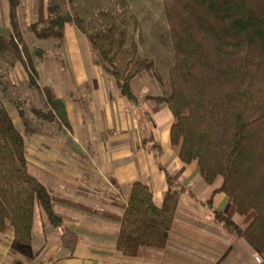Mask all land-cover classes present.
<instances>
[{
  "label": "trees",
  "instance_id": "trees-1",
  "mask_svg": "<svg viewBox=\"0 0 264 264\" xmlns=\"http://www.w3.org/2000/svg\"><path fill=\"white\" fill-rule=\"evenodd\" d=\"M16 2L10 0L15 33ZM162 7L171 41L168 91L142 100L132 93L131 83L145 76L155 81L159 77L152 59L140 57L136 43L126 47V32L115 23L91 33L74 0H49L46 8L40 4L29 32L37 40L62 43L64 27H74L85 37L94 63L131 106L154 104L147 114L152 124V115L166 105L173 118L171 149L182 164L195 163L205 183L221 180L212 196L223 193L230 211L214 212L215 218L264 259V0H162ZM15 35H0V54L21 61ZM34 54L43 55L38 50ZM45 93L60 114L63 107L53 89ZM152 142L149 150L159 158L161 149ZM165 175L168 190L160 208L146 185H131L116 242L122 255L134 257L141 248H165L184 191ZM55 203L29 174L24 139L0 99V234L11 231L19 245H30L35 207L56 224ZM234 216L242 219L241 226L235 225Z\"/></svg>",
  "mask_w": 264,
  "mask_h": 264
},
{
  "label": "crops",
  "instance_id": "crops-1",
  "mask_svg": "<svg viewBox=\"0 0 264 264\" xmlns=\"http://www.w3.org/2000/svg\"><path fill=\"white\" fill-rule=\"evenodd\" d=\"M42 2L44 8L48 3L37 0V18ZM0 19L7 27L9 19L11 35L19 36V27L15 33L11 26L10 0H0ZM77 36L74 27H64L74 80L70 101L55 93L63 107L60 114L46 101L69 133L60 143V156H47L37 175L29 173L56 200L58 223L52 224L36 206L30 245H19L11 231L0 234V264H258L250 246L214 216L230 211L223 193L212 196L220 185L205 183L197 165L182 164L171 149L173 118L167 106L156 110L152 124L147 114L154 104L131 106L94 63L89 45L78 46ZM135 96L142 100L155 95ZM152 141L161 149L159 158L149 150ZM165 172L184 190L167 244L126 257L116 242L130 187L135 182L146 185L160 208L168 190ZM233 222L241 226L242 219L236 216Z\"/></svg>",
  "mask_w": 264,
  "mask_h": 264
},
{
  "label": "rangeland",
  "instance_id": "rangeland-1",
  "mask_svg": "<svg viewBox=\"0 0 264 264\" xmlns=\"http://www.w3.org/2000/svg\"><path fill=\"white\" fill-rule=\"evenodd\" d=\"M16 1L20 33L16 41L23 60L19 61L10 54H0V99L24 139L28 172L37 175L47 156H60V143L69 133L57 114L49 112L45 89L52 88L67 103L74 80L68 64L67 40L62 43L53 39L37 40L29 32V26L36 22L37 0ZM74 5L80 17L88 23L91 33L115 23L126 32L127 48L136 43L140 57L152 59L159 81L147 76L135 79L131 83L134 95L167 93L172 55L162 0H74ZM65 10L70 11L68 4H65ZM4 23L0 19V35L8 38L12 36L9 19L8 27ZM79 35L81 42L78 46L87 48L85 37ZM36 50L42 52L41 58L35 56ZM79 112L83 113V109ZM215 184L220 185L221 180H216Z\"/></svg>",
  "mask_w": 264,
  "mask_h": 264
},
{
  "label": "built area",
  "instance_id": "built-area-1",
  "mask_svg": "<svg viewBox=\"0 0 264 264\" xmlns=\"http://www.w3.org/2000/svg\"><path fill=\"white\" fill-rule=\"evenodd\" d=\"M255 261L260 264L261 263V258L259 256H255Z\"/></svg>",
  "mask_w": 264,
  "mask_h": 264
}]
</instances>
